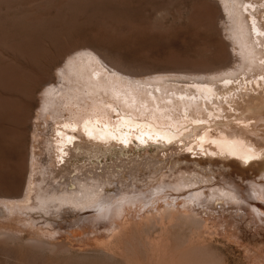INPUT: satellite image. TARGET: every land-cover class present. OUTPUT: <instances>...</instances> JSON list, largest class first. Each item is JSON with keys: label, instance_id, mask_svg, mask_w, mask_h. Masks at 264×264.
Returning <instances> with one entry per match:
<instances>
[{"label": "rangeland", "instance_id": "obj_1", "mask_svg": "<svg viewBox=\"0 0 264 264\" xmlns=\"http://www.w3.org/2000/svg\"><path fill=\"white\" fill-rule=\"evenodd\" d=\"M227 6L225 0H0V234L7 233L0 235V264H173L174 260V264H264V178L260 176L264 155L242 164L236 157L224 159L185 150L187 141L176 145L158 137L156 143L138 146L139 129L133 128L126 147L114 140L106 154L92 157L93 162L103 168L124 157L140 163L152 159L163 165L162 172L171 180L176 171L171 162L175 161L179 169L198 165L210 180L190 185L185 192L160 191L157 199L152 194L157 187L146 189L152 199L148 193L149 202L142 199L136 205L127 204L120 217L113 214L108 201L99 209L65 207L51 214L40 209L27 210L29 214L19 211L27 195L32 200L29 204L38 203L35 184L42 181L48 166L54 114V110H44L50 101L46 92L52 86L70 84L69 62L85 51L99 53L118 69L141 77L239 68L244 59L234 35L235 16ZM107 111L113 123L110 127L116 130L121 116ZM63 113L67 118L69 108ZM103 123L97 125L101 128ZM234 124L250 130L243 132ZM234 124L225 128L226 135H242L264 147V111L242 116ZM210 129L209 134L221 133ZM202 133L194 132L189 140L198 143ZM87 156L78 154L69 163L82 166ZM140 168L142 173L149 172V167ZM110 186L102 196H118L121 185L114 182ZM223 186L234 189L241 199L210 200L212 189ZM169 202L179 212L162 217L158 212ZM187 204L189 208L183 209ZM15 207L19 208L15 211ZM187 214H195V220ZM28 241H42L47 247Z\"/></svg>", "mask_w": 264, "mask_h": 264}, {"label": "bare ground", "instance_id": "obj_2", "mask_svg": "<svg viewBox=\"0 0 264 264\" xmlns=\"http://www.w3.org/2000/svg\"><path fill=\"white\" fill-rule=\"evenodd\" d=\"M225 3L235 16L236 31L234 35L237 36L241 45L240 50L244 59L243 66L239 68L218 73H209L202 69H195L196 71L191 73L184 71L157 72V74L141 77L142 75H134L126 70L124 72L118 69L106 61L107 59L104 60L105 57L99 56V53L85 51L78 54L72 61L70 60V72L68 71L71 74L70 86L68 84L64 88L52 86L46 92L50 101L44 110L48 113H51L50 110H54V114L53 122L50 124L51 131L49 130L52 139L49 143V156L46 158L48 166L42 173V181L38 180V184L31 181L40 191H38V203L29 204L31 198L27 195L26 199L20 202L21 209L19 211L26 210L28 212L27 210L37 209L38 211L40 209L51 214L65 207L73 211L99 209V205L103 201H108L112 203L113 214L120 217L125 213L127 204L130 206L135 203L136 205L142 199H145L146 202L150 201L149 199L147 201L150 191L146 189L154 187L156 189L157 187V192L151 191L155 196L160 191H162L161 194L163 191L185 192L184 190L190 185L210 180L203 171L197 168L198 165L191 169H179L176 168L175 161L171 162L176 170L171 180L167 179L165 171L162 172L163 165L152 163V159L140 163V160L136 158L132 160L129 157H124L120 158L119 162L105 164L103 168L100 164L97 166L93 162L92 157L97 158L96 153L106 152L114 140L123 143L126 147L130 143L129 134L133 128L139 129L135 136L139 142L138 146L154 143L158 137L162 141H175L176 145L187 141L183 148L185 150L189 149L198 154L204 153L210 157L218 156L224 159L236 157L242 164L249 162L254 156L256 158L264 155V147L257 145L245 136L232 137L225 133V128L233 125L242 116L257 115L264 111V0H225ZM109 68H113V71ZM61 74L60 76H62ZM172 77H179V79ZM65 80L67 79L65 78ZM60 108H62L61 111ZM67 108H69V116L66 118L63 110ZM107 109L117 112L121 116L120 122L116 123V130H113L115 127H110L113 123L109 120ZM102 121L105 123L100 128L97 124ZM234 126L238 125L234 124ZM210 128H217L221 131L220 135L209 134L208 129L211 131ZM245 129L241 128L243 132ZM199 130L203 131L199 135L202 142L199 140L200 143L198 141L196 143L194 140H189L190 135ZM231 130L227 133H231ZM140 131H144L146 135L141 134ZM234 131L232 133H235ZM204 139L206 141L203 142ZM164 147L166 148V145ZM81 153L88 155L87 164L73 167L69 163L71 158ZM140 164L149 167V172L142 173ZM100 167L103 171L99 170ZM144 174H147L146 178ZM260 176L264 178V173ZM126 180H129L130 184H126ZM114 182L121 185L118 196H102V192L106 190L107 186ZM139 183L142 186H139ZM143 183L146 184L143 185ZM31 190L28 193H31ZM35 190L34 193L37 191ZM203 194L204 192L197 194L196 198L198 199ZM155 196L153 198L157 199ZM149 197L151 198V194ZM209 197L210 200L225 202H234L240 198L239 193L234 189L224 186L212 189ZM189 206L183 207V209H188ZM166 207L158 212L159 215L162 214V217H169L176 210L170 202ZM17 208L15 207V211ZM26 212L24 211V213ZM109 212L110 210H108ZM183 213L185 214V212ZM183 213L181 215L184 217ZM103 215L105 217V213L101 217ZM25 216L27 215L25 214ZM187 216L191 220H195V214H187ZM201 223H203L202 220ZM115 227L116 224L111 227V230L115 231ZM4 234L7 233L0 235ZM6 239H8L7 236ZM35 244H39V246ZM45 244L39 241L34 242L32 246L42 247L44 245L43 247H47ZM58 249L55 248V250ZM158 255L160 257H157ZM157 256L159 261L156 259L159 263L162 254H157ZM167 257L170 258V255Z\"/></svg>", "mask_w": 264, "mask_h": 264}]
</instances>
